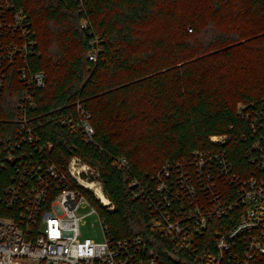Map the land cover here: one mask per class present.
Here are the masks:
<instances>
[{
	"label": "trees",
	"instance_id": "obj_1",
	"mask_svg": "<svg viewBox=\"0 0 264 264\" xmlns=\"http://www.w3.org/2000/svg\"><path fill=\"white\" fill-rule=\"evenodd\" d=\"M13 3L24 9L34 34L30 68L45 76L34 97L32 126L41 143L51 144V160L65 170L77 156L98 171L109 205L84 194L113 241L140 238L164 249L160 264H176L151 228L148 204L131 185L138 181L155 191V175L165 165L214 149L211 136H228L223 149L229 160L237 170L249 169L252 133L238 109L264 108V0ZM95 41L99 52L91 62ZM21 91L15 72H8L0 138L14 134ZM77 102L89 113L92 142L60 123L74 115ZM9 173L0 174V188ZM233 222L218 221L209 239ZM249 264H264V256Z\"/></svg>",
	"mask_w": 264,
	"mask_h": 264
},
{
	"label": "built area",
	"instance_id": "obj_2",
	"mask_svg": "<svg viewBox=\"0 0 264 264\" xmlns=\"http://www.w3.org/2000/svg\"><path fill=\"white\" fill-rule=\"evenodd\" d=\"M86 25L82 20L81 28ZM35 45L24 9L0 0V100L8 72L14 71L22 86L14 134L0 138V174L10 170L9 182L0 188V212L8 214L0 215V264H160L162 247L140 238L113 241L99 217L102 242L79 240L78 212L90 208L88 214H97L84 193L103 206L109 201L101 202L97 170L77 156L65 170L58 168L51 144L41 143L32 126L34 97L45 86L44 74L28 63ZM98 52L95 41L87 59L95 62ZM238 115L252 133L245 155L249 169L237 170L229 160L223 149L228 136H211L214 149L165 165L155 175V191L138 181L131 185L148 204L151 228L176 264H249L264 256V108L240 106ZM89 117L77 102L74 115L60 123L92 142ZM119 162L126 165L125 159ZM230 218L232 226L214 230L211 241L218 221Z\"/></svg>",
	"mask_w": 264,
	"mask_h": 264
},
{
	"label": "rangeland",
	"instance_id": "obj_3",
	"mask_svg": "<svg viewBox=\"0 0 264 264\" xmlns=\"http://www.w3.org/2000/svg\"><path fill=\"white\" fill-rule=\"evenodd\" d=\"M90 208L81 209L78 214L82 215L80 221L79 240L90 239L95 243H100L103 240V233L100 221L97 214H88Z\"/></svg>",
	"mask_w": 264,
	"mask_h": 264
},
{
	"label": "bare ground",
	"instance_id": "obj_4",
	"mask_svg": "<svg viewBox=\"0 0 264 264\" xmlns=\"http://www.w3.org/2000/svg\"><path fill=\"white\" fill-rule=\"evenodd\" d=\"M100 197H101V202L103 204H107L108 203V200L104 196L100 195Z\"/></svg>",
	"mask_w": 264,
	"mask_h": 264
}]
</instances>
